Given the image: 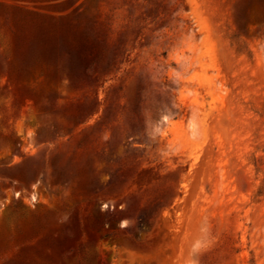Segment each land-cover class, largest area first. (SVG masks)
<instances>
[{
  "label": "rangeland",
  "instance_id": "1",
  "mask_svg": "<svg viewBox=\"0 0 264 264\" xmlns=\"http://www.w3.org/2000/svg\"><path fill=\"white\" fill-rule=\"evenodd\" d=\"M247 1L0 0V264H264Z\"/></svg>",
  "mask_w": 264,
  "mask_h": 264
},
{
  "label": "clouds",
  "instance_id": "2",
  "mask_svg": "<svg viewBox=\"0 0 264 264\" xmlns=\"http://www.w3.org/2000/svg\"><path fill=\"white\" fill-rule=\"evenodd\" d=\"M212 233L210 225L201 229V237L191 245L187 264H200V257L211 246Z\"/></svg>",
  "mask_w": 264,
  "mask_h": 264
},
{
  "label": "trees",
  "instance_id": "3",
  "mask_svg": "<svg viewBox=\"0 0 264 264\" xmlns=\"http://www.w3.org/2000/svg\"><path fill=\"white\" fill-rule=\"evenodd\" d=\"M259 3H260V4H259L260 7H262V6L264 5V0H259ZM247 5H248V6L251 5V0H248V1H247ZM42 57H43V56H40V58H42ZM31 59H32V58H31ZM34 59H35V60H38L36 56H34ZM25 63H26L27 65L30 64L28 61L25 62ZM26 64H23L21 67H22V68H23V67L25 68V67H26ZM28 67H29V66H28Z\"/></svg>",
  "mask_w": 264,
  "mask_h": 264
}]
</instances>
